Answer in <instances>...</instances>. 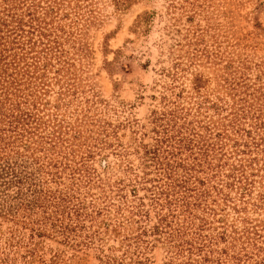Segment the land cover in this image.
Masks as SVG:
<instances>
[{
	"label": "rangeland",
	"instance_id": "rangeland-1",
	"mask_svg": "<svg viewBox=\"0 0 264 264\" xmlns=\"http://www.w3.org/2000/svg\"><path fill=\"white\" fill-rule=\"evenodd\" d=\"M173 1L174 8L169 0H63L59 15L75 14L78 23L74 29L63 19L75 37V43L65 47L79 51L69 54V63L75 65L70 71L48 74L46 93L33 90L32 83L18 93L21 107L31 113L24 125L30 131L29 148L17 140L11 149L0 151H11L12 164L11 172L10 165L4 167L0 161V264H171L170 259L184 257L175 258L164 240L173 229L153 231L159 206L152 198L158 194H153L151 181L142 183L135 176L153 177L142 160L145 146L154 144L159 134L152 112L161 109L160 96L166 95L178 103L177 123L185 118V136L198 131L204 138L211 135L206 142L210 143L215 140L213 125L230 118L228 112L238 106L233 98L239 102L251 97L246 85L230 84L228 89L227 83L199 66L196 71L207 78L203 98L221 103L216 109L197 107L191 70L178 71L175 80L170 68L177 70L178 58L170 49L199 25L205 48L219 54L222 64L243 61L250 65L247 74L253 79L259 63L264 82V0H187L193 6L182 1V7L179 0ZM61 90L66 96L58 95ZM255 106L264 112V97ZM58 121L66 129L70 125L68 132L52 134L51 126ZM205 173H198L205 185H189L205 195L204 201L190 200L200 202L191 217L203 225L197 232L211 236L224 230V222L232 225L234 215L224 206L219 189L230 192L236 202L238 194L214 185V178L208 181L211 175ZM172 187L169 198L174 204L186 189ZM263 189L257 183L252 196L244 199L255 198ZM139 197L146 216L131 213L137 211ZM169 221L172 228L178 227L177 218ZM185 231L193 235L195 230Z\"/></svg>",
	"mask_w": 264,
	"mask_h": 264
},
{
	"label": "trees",
	"instance_id": "trees-1",
	"mask_svg": "<svg viewBox=\"0 0 264 264\" xmlns=\"http://www.w3.org/2000/svg\"><path fill=\"white\" fill-rule=\"evenodd\" d=\"M169 1V6L171 4L174 8V1ZM179 1L180 7L182 1L193 6L190 1ZM62 5L63 0H0V151H3V147L11 149L17 140L29 148L27 145L29 137L26 134H30V131L29 127L26 128L24 125L29 121L31 113L25 111L28 109L27 106L21 107L22 102L18 93L29 88L26 86L32 83L33 90L44 94L47 92L44 86L48 85L46 80L50 72L55 71L59 74L66 70L67 73L70 71L69 67H75L68 61L69 54L78 52L79 48L65 47L66 44H74L75 37L73 29L65 28L63 19H69L68 27H76L78 23L74 18L75 14L66 15L64 12L59 15V8ZM146 20L144 19V22ZM202 32L203 28L197 25L186 32L184 42L177 41L174 47H171L170 54L178 58H175L174 64L177 70L170 68L173 78L176 80L178 71L191 70L190 73L193 75L191 91L195 94L196 99L193 103H196L197 107L199 105L205 109H216L221 103L203 98L202 90L207 88V78L196 71L199 66L207 68L215 79L222 81L221 84L227 83L228 89L230 84L240 87L246 85L245 91L248 90L246 95L248 94L251 99L241 97L238 99L239 102H236L233 98V103L238 106L228 112L230 118L213 125L216 129L215 140L206 143L209 138H213L211 135L204 138L205 136L198 131H193L190 132V136H185L183 130L185 118L181 124L176 121V118L180 119L178 103L172 102L164 94L161 95V109L154 110L151 118V122L159 126V134L154 144L145 146L142 157L143 166L150 167L153 177L147 178L138 174L135 176L140 178L142 183L151 181V185L156 189L153 194L156 192L158 194V198L155 196L152 198L153 203L159 206L158 221L157 225L152 227L153 231H158V228L162 232L173 229L172 232L165 234L164 240L168 249L178 256L175 258L182 255L184 257L177 262L170 259L171 264H209L213 260H216V264H264V189L258 192L255 198L244 199L246 195L252 196V190L257 183L264 185V162L259 163V160L264 161V112L260 111L262 108L255 106L264 97L262 72L258 75L260 65L255 63L257 73L252 79L247 74L250 70L247 63L238 61L236 65L222 64L219 54L213 55L205 48V42L203 43L200 35ZM161 71L164 73L166 70L162 68ZM233 80H236V83ZM60 94L66 96V91L61 90L58 95ZM199 97L202 99H198ZM204 99L206 101H203ZM233 106L231 104V107ZM54 108L57 111L58 104ZM181 111L187 112L183 108ZM34 119L35 117L32 120ZM214 121L215 119L210 120V123ZM51 127L55 128L52 134H62L68 132L70 125L66 129V126L58 121ZM23 139L25 142H22ZM10 152L5 149L4 153L0 154V161L4 167L10 165L12 172V164L8 159ZM47 162H50V158H47ZM51 163L54 165L52 160ZM200 172L210 173L211 177L208 176L207 180L214 178V185L224 186L229 191L235 189V194H238L236 202L231 200L230 192L223 193L222 188L219 189L223 194L224 206L231 207L234 215L232 225L224 222L222 225L224 230L212 233L211 236L197 232L196 230H202L203 225L195 224L191 217L196 216L192 209L194 206L199 207L200 202L190 200L204 201L205 198L202 192H194L195 188L189 186L205 185L204 180L198 175ZM171 185L173 189H186L174 204L169 198ZM138 200L137 211L131 209V213L146 216L147 212L142 208L145 203L141 197ZM173 210H179L182 215L175 216ZM208 210L215 213L213 207ZM128 218L131 219L129 222H136L135 218ZM169 218H177V230L172 228ZM198 218L200 222L203 221V217ZM191 228L195 230L191 231L193 235H189L190 231H185ZM142 233L146 234V230ZM220 241H223L224 245H220ZM214 252L218 254L216 258Z\"/></svg>",
	"mask_w": 264,
	"mask_h": 264
}]
</instances>
